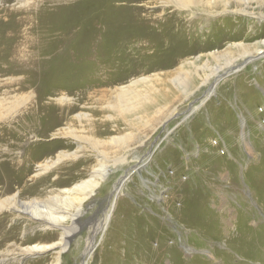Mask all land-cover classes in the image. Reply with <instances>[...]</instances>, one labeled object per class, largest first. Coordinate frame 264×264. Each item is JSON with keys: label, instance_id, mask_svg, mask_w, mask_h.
Here are the masks:
<instances>
[{"label": "rangeland", "instance_id": "374dc122", "mask_svg": "<svg viewBox=\"0 0 264 264\" xmlns=\"http://www.w3.org/2000/svg\"><path fill=\"white\" fill-rule=\"evenodd\" d=\"M229 1L210 10L180 6L181 0H0L1 86L9 75L25 74L13 71L19 48L41 50L39 61H48L51 73L50 56L94 37L102 40L100 50L80 55L83 69L31 79L39 93L58 86L79 93L90 84L109 91L147 80L135 86L148 99L125 116L104 107L90 119H75L80 140L72 133L23 139L27 152L77 153L23 196L67 208L65 224H77L61 264H264V55L244 58L246 49L264 52V0ZM79 107L78 99L68 118L84 110ZM37 139L42 146L34 145ZM143 161L115 196L121 178ZM101 164L107 176L79 217L73 199L50 198ZM51 230L34 226L30 243L58 242L62 231ZM90 240L95 249L85 256ZM6 246L2 255L17 256L8 264H55L60 250L56 245L19 261L21 249Z\"/></svg>", "mask_w": 264, "mask_h": 264}, {"label": "bare ground", "instance_id": "6f19581e", "mask_svg": "<svg viewBox=\"0 0 264 264\" xmlns=\"http://www.w3.org/2000/svg\"><path fill=\"white\" fill-rule=\"evenodd\" d=\"M240 1L247 3L248 0H239V2ZM229 2V0H181V4L178 5L190 7L191 5H197L200 3L206 8L214 10L221 6H228ZM144 17L148 18L149 14L144 15ZM250 33V37L255 36V33ZM88 42L89 44L86 46H82L78 42H71L65 45L66 47L64 49L57 51L54 56H50V60L55 57L52 59V64L55 65L51 73L47 71L48 61L46 63L39 61L42 56L41 50L37 51L35 49L32 51H23L22 48H19V52L14 53L16 55L18 54L17 62L19 64L15 66L16 69H13V71L22 70V73L25 74L17 76L9 75L8 80L5 81V86L3 85L4 96L0 97V247L2 248V246H6V244L16 245V249H21L23 255L22 257L17 258L19 261L24 259V256L29 257L58 245L60 250L57 252V262L55 264H61V254L69 245V238L75 236L78 231V229H76L77 224H71L69 226L65 224L70 217L67 213L69 212L67 208H65L66 211L61 212L60 210L53 209L49 206L47 201V204H43L44 201L38 197H33L31 200H26L23 197L38 190L36 187L42 176L48 175L56 166L61 168L65 165V163L62 164L65 162L63 161L65 158L71 156L75 157L77 153L69 150H60L57 152V149H46L39 154L27 152V148L25 149L23 146V144H25L23 142L24 137H28L29 140L31 137L42 139L47 136L62 138V136H68V133H70V135L72 133L73 137L80 140L82 137L75 135L77 134L76 130H78L74 127V125H77V121H74L75 119H79L80 121L84 118L90 119V117H93L92 112L101 113L100 108L104 109V107H109L113 113L119 116H125V114L129 113L131 110L133 111L139 105L144 104L143 102L148 99L147 94L138 93L135 86L140 81L145 80L147 82L146 78L131 81L129 85L115 87L113 90L109 91H95L93 89L97 86H92L90 84L79 93H75L76 91L74 92L73 89H65L59 86L57 88H52L49 91H42L39 93L37 86L32 83L31 79H34L33 77L36 78V76L41 78L43 76H48L49 78L50 75L57 76L66 69L68 71H73L74 68L78 69L79 67L80 69H83L85 64L80 62L78 58L80 55L86 53L91 56L93 51L97 53V51L100 50L102 40L94 37V39H90ZM260 44L264 45V39ZM259 49H261L260 46L256 47L254 51L246 49L244 52V58L247 57L246 61L259 55H264V52ZM61 51L66 52V54L63 55L64 57L59 56ZM34 58H36L35 60H38L35 62L37 64V71L35 70V67H32L34 64L31 63V59ZM71 68L73 69L71 70ZM236 68L237 66L233 67V69ZM4 72L7 73L6 71ZM172 80L174 81L175 79ZM22 83L26 84L27 87L23 89ZM14 85L17 87L13 88ZM3 86L0 85V89ZM48 92H51V96L49 97L50 100L47 101L45 98H47ZM78 99L82 102V107L79 108L85 110V108L88 107L90 112L88 110V112L82 110L68 118L69 111L75 110ZM61 123L63 125L58 127ZM38 139L34 145L42 146L43 143L37 142ZM116 140L114 141L118 144L121 138L117 141ZM56 143H62L69 146L68 140H58ZM110 143H112V141ZM149 154L152 155L153 152L150 151ZM144 164L143 161L142 164L132 165L128 173L125 176L122 175L123 177L116 186L114 192L115 196L116 193L118 194L121 192L124 183L131 178L132 173L141 169ZM10 172H13V174L11 175ZM106 173V165L101 164L93 171L90 178L78 182L72 188L64 189L65 193H61L63 195L58 192V194L51 195L50 198L58 200L60 196H64L63 198L66 201L73 199L76 203L75 208L78 210L76 216L79 217L83 211V203L86 201V198L93 194L96 187L100 185L104 177L107 176ZM14 174H17L19 178ZM48 177L49 176L46 178ZM12 189L15 191L9 193ZM26 212L29 213L31 217L26 214ZM76 218L74 222H78ZM34 219L38 221V223H36ZM34 226H40L42 230H47L46 233L48 231L52 232L53 230H51V228L58 226L62 231L61 239L52 244H31L30 242H32L37 236V234L29 233ZM14 247H12L13 250L15 249ZM93 247L94 244L90 240L84 255L91 256L93 249H95ZM2 254L3 252L1 251L0 257ZM11 255H15L13 259H16V252L14 254L2 255L0 258V264H8ZM36 263V260L30 262V264Z\"/></svg>", "mask_w": 264, "mask_h": 264}]
</instances>
